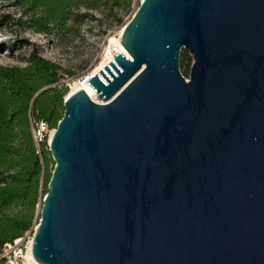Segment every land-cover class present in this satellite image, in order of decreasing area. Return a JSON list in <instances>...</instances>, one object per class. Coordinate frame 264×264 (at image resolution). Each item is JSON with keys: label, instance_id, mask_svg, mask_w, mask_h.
I'll return each mask as SVG.
<instances>
[{"label": "water", "instance_id": "1", "mask_svg": "<svg viewBox=\"0 0 264 264\" xmlns=\"http://www.w3.org/2000/svg\"><path fill=\"white\" fill-rule=\"evenodd\" d=\"M119 37L103 103L64 98L33 260L264 264V0H140Z\"/></svg>", "mask_w": 264, "mask_h": 264}, {"label": "trees", "instance_id": "2", "mask_svg": "<svg viewBox=\"0 0 264 264\" xmlns=\"http://www.w3.org/2000/svg\"><path fill=\"white\" fill-rule=\"evenodd\" d=\"M12 0H0L7 2ZM24 21L0 16V29L8 24L25 25L28 29L53 37L63 34L79 36L77 24L87 18L79 9L103 8L119 25L122 19L116 9L129 11L135 0H14ZM139 7V5H138ZM71 23V25L69 24ZM192 57L182 50L180 71L187 78ZM75 72L48 61L37 53L28 58L24 68L0 67V254L5 244L12 243L33 230L36 205L47 193L52 171L48 137L40 143L33 140L30 119L54 130L63 116L67 89L60 80ZM40 92L37 96L36 94ZM0 264H3L0 262Z\"/></svg>", "mask_w": 264, "mask_h": 264}, {"label": "rangeland", "instance_id": "3", "mask_svg": "<svg viewBox=\"0 0 264 264\" xmlns=\"http://www.w3.org/2000/svg\"><path fill=\"white\" fill-rule=\"evenodd\" d=\"M139 4L140 0H135L129 11L115 10L122 19V23L119 25L109 17L107 10L105 11L103 8L79 9L80 13H87L89 16L76 25L80 32L77 37L70 34L53 37L36 33L25 25L8 24L0 29V67L24 68L28 65L30 55L37 53L42 58L75 72L74 76H66L60 80L63 88L67 89V94L71 93L73 81H78L79 77L90 74L101 63L107 47L110 46L111 39L119 38L122 28L133 18ZM3 15L10 17L15 23L18 20L24 21V16L15 5L14 0L0 2V16ZM69 24L71 25V23ZM191 65L192 62L188 68L187 80ZM54 166L55 163L52 160L50 169L53 170ZM46 188L47 184L43 183V189ZM41 206V202L36 205L33 230L40 219ZM28 253L29 250L27 257L30 264H36Z\"/></svg>", "mask_w": 264, "mask_h": 264}, {"label": "built area", "instance_id": "4", "mask_svg": "<svg viewBox=\"0 0 264 264\" xmlns=\"http://www.w3.org/2000/svg\"><path fill=\"white\" fill-rule=\"evenodd\" d=\"M87 76L88 74L79 77L78 81ZM30 124L35 144L38 145L45 134H47L49 141L51 131L53 130H48L44 123H35V121L31 119ZM33 233L34 230H30L22 237L15 239L12 243L5 244L0 254V262L3 264H30L27 260V252L31 249Z\"/></svg>", "mask_w": 264, "mask_h": 264}, {"label": "bare ground", "instance_id": "5", "mask_svg": "<svg viewBox=\"0 0 264 264\" xmlns=\"http://www.w3.org/2000/svg\"><path fill=\"white\" fill-rule=\"evenodd\" d=\"M117 50H120L121 53L127 55V53L125 52V50L123 49V47L120 44V37L119 38H114L111 39L110 41V46L107 47V50L105 51V55L103 56V60L101 61V63H99L96 68L90 73L88 74V77H90L91 75H93L94 73H97L100 69H102L109 61L112 60L113 55L117 52ZM128 56V55H127ZM132 61V60H131ZM88 81L80 84V81H73V83L71 84V93H74L75 91L82 89L83 91H85L87 93V95L96 103H100L102 104L103 101L102 99L98 96V94L92 89V87L87 83ZM70 93V92H69ZM70 93V94H71ZM53 135V132H52ZM51 135V136H52ZM29 256L32 258L31 255V249H29ZM28 260V257H27ZM34 261V260H33ZM35 262V261H34ZM36 263V262H35ZM32 264V263H31ZM37 264V263H36Z\"/></svg>", "mask_w": 264, "mask_h": 264}]
</instances>
